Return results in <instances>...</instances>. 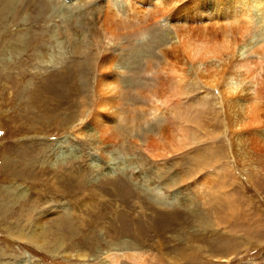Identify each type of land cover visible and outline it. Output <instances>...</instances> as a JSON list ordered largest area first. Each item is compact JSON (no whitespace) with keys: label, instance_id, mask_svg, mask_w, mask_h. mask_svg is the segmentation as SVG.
Returning a JSON list of instances; mask_svg holds the SVG:
<instances>
[{"label":"rangeland","instance_id":"obj_1","mask_svg":"<svg viewBox=\"0 0 264 264\" xmlns=\"http://www.w3.org/2000/svg\"><path fill=\"white\" fill-rule=\"evenodd\" d=\"M96 2L106 1L67 5L73 16L87 8L75 21L57 14L54 0H0V264H264V23L202 18L218 30L189 33L249 44L229 108L215 87L178 85L163 52L179 21L140 4L110 9L104 21ZM108 47L122 79L116 110L105 111L117 113L108 124L116 131L103 139L115 149L112 163L77 131L91 130L101 97L95 62ZM40 48L52 60L39 61ZM209 63L215 71L217 61ZM64 87L76 90L66 103L52 91ZM70 113L79 118L66 121ZM163 125L172 139L183 130L192 142L159 149ZM129 249L142 258L122 255Z\"/></svg>","mask_w":264,"mask_h":264},{"label":"bare ground","instance_id":"obj_2","mask_svg":"<svg viewBox=\"0 0 264 264\" xmlns=\"http://www.w3.org/2000/svg\"><path fill=\"white\" fill-rule=\"evenodd\" d=\"M13 1L14 0H5V2L7 4V6L6 5L5 6L9 7L13 3ZM55 1L56 0H54L53 6H54L57 14H58V12H60L64 16H69V17L71 16L72 18H74L75 21H78L77 20V19H79V17H77L78 15H80L82 13L89 14L87 8H86V10H84V8H83V10L80 13L78 12L76 14V16H73V15H71V13H69L71 9H68L67 5H70V6L72 4L77 5V3H79V1L82 2V0H70V1L67 0V2H66L67 5H65V3H63V2H60V1L55 2ZM105 1H106L105 4L102 5L106 9L103 13L104 21L109 19V17H108L109 14H112V11L110 9H113L115 11L113 13H116L117 10H119L120 8L129 10L132 7H135L136 5H139V4L150 6V7H152V9L154 8V10L156 9L157 6H159L160 8L159 7L157 8L158 11H160V13H163V12L164 13L166 12V13L164 15H158L157 17L162 16L166 20L169 17L171 19V21H174V20L179 21L177 23V24H180L179 29L175 32L176 40L172 44H170L171 47H170L169 51L165 50L163 52L164 59L167 56V58H169L171 60L170 61L172 63L171 64V70L173 71L174 76L177 77V79H178V85H180L182 87H186L189 85L198 86V87L202 86L204 88L205 87L206 88L207 87H211V88L215 87L218 90V93H220L219 94L220 95V103H222L223 106L225 105V107L228 106L230 108V107H232V104H235V103H232L230 101V98H232V96H234L236 94V91L238 90V86L242 82L239 79V77L244 75V72L241 70L243 68H247V66H248L247 65V56L250 53V50H249L250 47H248L249 44L247 43V41L245 39H240L241 37L239 38L240 41L235 39L234 36L233 37L230 36L231 38L223 37V36H221L220 32H218V31L214 32V34L216 32H218L216 34V36H218L217 38H208L209 36L205 37V36H201V35L194 37L193 35H190L189 33H190V31L195 32L196 29H199V30L208 29V31H205V32H207L210 35L214 31V30L213 31L211 30L212 27L214 28L213 25H211V24L206 25V24H204L206 22H201L200 19H202V18L205 19L206 21L208 20L209 22H211L212 20L217 21L218 17H220V19L225 21L228 19V16H231V17H234V19H232V21L236 20V21H239L241 23H248L250 25H251V23H253L256 26L261 25L262 23H264V0H190V1H187L186 5H184L183 1L180 2V0H105ZM84 2H85V0H84ZM91 6L93 7L92 8L93 12L98 13L101 10H103L102 6L101 7L98 6V2L92 4ZM51 8H52V4H51ZM157 9H156V12H157ZM208 11H210V12H208ZM202 12H205L206 14H202ZM157 14H158V12H157ZM132 15H133V13H132ZM196 15H198V16H196ZM80 17H81V15H80ZM190 18H192V19H190ZM195 18H196L195 21H189L188 20V19L193 20ZM215 21L213 22V24L215 23ZM194 22L197 24H200V25L190 27L187 24V23L193 24ZM216 23L218 24V21ZM225 25H226L225 23L221 24L222 27ZM202 26H204V28ZM216 28H217V26H216ZM216 28H214V29H216ZM248 29H250V28L248 27ZM52 30H54V29H52ZM216 30H218V29H216ZM196 32H197V30H196ZM83 36H84V34H83ZM211 36H212V34H211ZM84 38H85V36H84ZM105 38H107V37L105 36ZM80 39H82L81 35H80ZM85 40H86V38H85ZM85 40H83V41H85ZM108 40L110 41V39H108ZM18 43H20V42H18ZM113 43H116V42H113ZM42 49L43 48H40L39 50H37L38 51L37 57L39 58V61L46 59V58L52 60V58L48 57L47 51L49 49H44L43 51H42ZM57 56H59V53H57ZM55 58H58V57H54V59ZM209 60H211L210 63H209ZM216 61H217V68L215 67ZM220 61L223 64L220 63ZM230 61H231V64H229ZM208 63H209V65H211L212 63H215V66H214L216 68L215 71H211V72L207 71V70H209L206 66V64H208ZM227 63L229 64V66H226ZM117 65H118L117 64V56H116V54H114V48L113 47L106 48L104 50V52L101 55H99V57H97L96 62H95V69L98 72V77L94 83H95V93H99V95L101 97H100L99 101L97 102V110L94 112V114L91 117V121L87 125V127L90 126L89 128L91 130L85 129L84 125L81 126L77 130L82 136L88 135L92 138L93 147L96 148V146L98 145V148L100 149L102 156L104 157V159L109 161V163H112L111 161L114 160L117 157V155L114 156V152H115L114 150L115 149H113V146H111L110 141H104L103 139H104V134L107 133L109 128L112 130L115 128V126H113V128H112V126H108V124L111 125V123H114L117 120V113L112 112L113 111L112 110V111H110V113L106 114L105 111L108 109H112V108H115V110H116V107H113L114 105H113L112 100L114 98L117 99L119 97V94H120L119 87H120V83L122 82V79L120 78V76L118 74L119 72L117 71V67H118ZM83 78H84V81H82L83 85H86V76L83 75ZM61 80H63V79H61ZM49 82H51V81H49ZM178 85H176V86H178ZM69 87H70V84H69ZM48 88H49V85H48ZM52 91L54 92V96L58 99V101L60 100V101L65 102V103L70 101V95L69 94H74L76 92V90H72V88H70V93H69L68 88L65 89V87L63 90H58L57 88H54ZM60 91L63 94H60ZM37 92H38V96H36V97L42 99L43 101L49 102L48 100H46L45 98L42 97V96H45L42 89L39 90V88H38ZM109 93H111V94H109ZM244 102H247V100H244ZM260 103H261V101H260ZM242 105L240 107H238L237 109L241 108V111H244L245 109L244 110H242V109L246 108V107L243 106V108H242ZM253 110L256 111V109H253ZM257 112H258V110H257ZM80 113L83 114L84 111L80 112ZM80 113L79 114H71L70 113V115H69L70 119H66V121L72 122V120H76L75 118H77V117L79 118ZM260 114H262V113H260ZM108 115L110 117H108ZM244 117H246V116L244 115ZM247 118H249V117H247ZM228 119H229L228 120L229 123L233 124L236 117L229 116ZM243 119L244 118H241V120H243ZM239 120L240 119L236 120V124L240 122ZM165 128H166V125H165V127H164V125L158 127V132H159L158 134H161L160 136L162 138H164L163 141L158 140V141H160L159 144L161 146L159 149H162V145H163L164 149L167 147H170L173 150L174 149L178 150V149H181V147H183L184 145H188L193 140L192 137L185 135V131H183V130H181L180 133L173 134V139H172L171 135L169 134V131ZM114 131H116V130L114 129ZM85 133H87V134H85ZM157 138L159 139L160 137H157ZM253 139H256V138H253ZM155 141H156V139H155ZM252 142H253V140H252ZM60 146H61V144H60ZM26 147H28V146L26 145ZM149 147L150 146H148V148ZM154 149H151V151H154ZM58 150H60V148ZM58 150H55L56 151L54 153L55 155L57 153H59V154L63 153V152H60L61 150L60 151H58ZM158 150H155V151H158ZM158 153H159V151H158ZM59 154L57 155L58 156L57 158H59ZM159 155H160V153H159ZM15 170H16V167H14L12 169V172L15 173ZM38 171H39V169H38ZM71 187L72 186H70L68 189L71 190ZM76 189H78V188L76 187ZM128 191H129V189H128ZM41 220H42V218H41ZM39 232L40 231H37V233H39ZM120 232H121V229H120ZM35 234L36 233L34 232V235ZM116 234L118 236V233H116ZM133 254L135 255V253H133ZM133 254L131 251V253L125 252L122 255H124L126 257L128 256L130 259L133 260ZM77 255L78 256H86V253L84 251H80L79 253H77ZM135 256H136L135 261H137V257L138 258L141 257L140 254H136ZM114 257H115V259H117L118 255H115L112 258H114ZM144 257H143V259H144ZM109 259H111V258H109ZM108 263L109 264H115V261L111 260V262H108Z\"/></svg>","mask_w":264,"mask_h":264}]
</instances>
